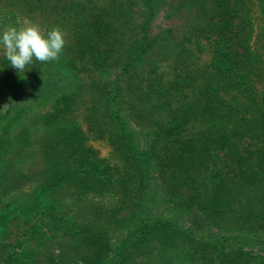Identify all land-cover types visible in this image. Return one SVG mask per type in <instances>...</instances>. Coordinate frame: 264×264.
Segmentation results:
<instances>
[{"label":"trees","instance_id":"16d2710c","mask_svg":"<svg viewBox=\"0 0 264 264\" xmlns=\"http://www.w3.org/2000/svg\"><path fill=\"white\" fill-rule=\"evenodd\" d=\"M0 8L65 40L63 64L0 54V121L35 113L0 153V235L32 243L0 263L264 264V0Z\"/></svg>","mask_w":264,"mask_h":264},{"label":"clouds","instance_id":"9594fccd","mask_svg":"<svg viewBox=\"0 0 264 264\" xmlns=\"http://www.w3.org/2000/svg\"><path fill=\"white\" fill-rule=\"evenodd\" d=\"M59 27L44 31L34 22L25 20L22 26L9 25L0 30V51L9 64L23 70L33 61H55L65 44Z\"/></svg>","mask_w":264,"mask_h":264},{"label":"rangeland","instance_id":"374dc122","mask_svg":"<svg viewBox=\"0 0 264 264\" xmlns=\"http://www.w3.org/2000/svg\"><path fill=\"white\" fill-rule=\"evenodd\" d=\"M14 16L15 17L12 16V13H9V12L7 13V11L5 9L0 8V30L6 28L9 25L22 26L23 22L26 19H21V18H23V16H19V17L17 15H14ZM1 53H2V51H0V54ZM206 59H207V55H205L202 58L203 61H205ZM54 62L55 63H62V64L65 62L64 58L62 56V53L60 54L59 58L57 60H55ZM3 69L0 70V91H3V88H4L3 87L4 74L2 73ZM16 81L19 82L20 78L16 77V76H12V75H11V77H8V82H16ZM34 118H35L34 112H27L26 114H22L20 118L16 117L14 120L10 121L9 123H7L4 120L0 121V123L6 122L4 124H6L5 127L7 129V130H5V131H7V134L0 133V153L2 150L5 151L6 149L7 150L9 149L8 153H10L9 151L12 148L11 146H13L14 144H16L18 142V140H16L17 128L22 124H25V125L31 124L32 125ZM3 131H4V129H3ZM28 131L30 134L29 137L32 140H34L41 133L40 129H35L33 131L28 130ZM91 144L96 149L99 150L102 158H107V157H110L112 155V149L105 141H92ZM8 153L6 151L4 156L0 154V159L6 158ZM25 162L26 161H22L21 165L24 164ZM3 198H5V197H3ZM17 227L19 229H21L22 231L25 229H27V230L29 229V227L22 226V225H17ZM5 237L6 236L4 234L0 235V261L5 259V258H3L5 253H7V252L9 253L13 249L12 248L13 245H15V244L16 245L17 244L23 245V247L21 249L16 248V250H15L17 253H20L22 251L23 252L27 251L29 245L32 243V242H29V240L26 236H22V234H20V233H18L17 235H14L13 237H11L8 240ZM1 246H2V248H1ZM22 253L18 256L21 258V260L23 259V257H21V255H23ZM0 264H4V263L1 262Z\"/></svg>","mask_w":264,"mask_h":264}]
</instances>
